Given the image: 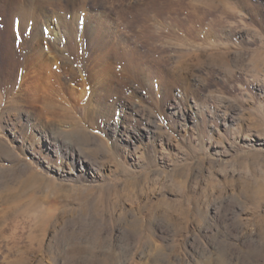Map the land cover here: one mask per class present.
<instances>
[{"label": "rangeland", "instance_id": "374dc122", "mask_svg": "<svg viewBox=\"0 0 264 264\" xmlns=\"http://www.w3.org/2000/svg\"><path fill=\"white\" fill-rule=\"evenodd\" d=\"M213 1L0 0V264H264V0ZM200 23L231 76L161 104L149 28Z\"/></svg>", "mask_w": 264, "mask_h": 264}, {"label": "bare ground", "instance_id": "6f19581e", "mask_svg": "<svg viewBox=\"0 0 264 264\" xmlns=\"http://www.w3.org/2000/svg\"><path fill=\"white\" fill-rule=\"evenodd\" d=\"M195 1H197L198 3H204L206 5L205 8H208V10L214 7L213 0ZM216 5L218 4H215V10L219 7V5L218 7H216ZM214 9H211V12ZM188 13L192 14L194 12H187L185 14L188 15ZM149 31L151 34L157 36L155 37L153 35V44H151L155 46V48L160 50L154 52L155 54L157 53L159 55L155 62H153V65H155V67L157 68V63L163 62V67H165L164 70L162 69L161 71L157 72L158 78L154 76L151 80L152 92L163 94L161 98H159L161 104L167 101L166 97L169 93L171 95L172 91L174 90L178 92V95H180L178 101L180 104L185 103L184 101L189 91H191V93H194V90L191 88L192 86L190 87L187 82L186 74L188 75L190 71L197 69L196 67H198L199 64L194 62L195 60L204 63L202 65H204L205 67H220L222 72H224V74L228 76V78H230L232 72L230 70L226 55L233 46L229 45L225 41H222L223 38L221 37L223 35L235 34L231 28H219L215 27V25H213L212 23H200L191 25L181 24L175 27L163 26L162 28H159L158 26H152L149 28ZM169 44L171 49L175 48L174 54H172V50L169 49ZM260 52L262 58L254 57L252 62L253 65H264V50H261ZM139 79H141L142 81L145 80L142 77H140ZM154 83L157 84L153 88ZM172 113L175 115L176 118H179V120L183 122L195 121V113L189 114L187 112H179L177 110L173 111ZM51 141V144H53L56 148L60 147L59 141L56 138H52Z\"/></svg>", "mask_w": 264, "mask_h": 264}]
</instances>
